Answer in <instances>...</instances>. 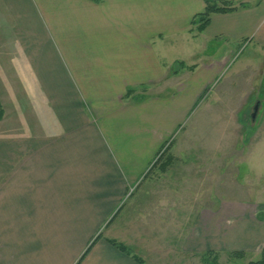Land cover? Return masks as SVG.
<instances>
[{
  "label": "crops",
  "instance_id": "crops-1",
  "mask_svg": "<svg viewBox=\"0 0 264 264\" xmlns=\"http://www.w3.org/2000/svg\"><path fill=\"white\" fill-rule=\"evenodd\" d=\"M231 1L237 9L212 14L199 31L192 21L206 0H0L16 49L0 55V264H76L100 233L80 264H153L136 254L140 244L128 243V253L110 239L126 237L119 218L136 234L126 212L135 198L144 224L150 211L164 214L162 202L176 204L129 191L157 188L159 178L145 174L165 143L188 118L202 119L203 94L248 45L264 49V0ZM179 39L201 40L206 62L174 72L168 47ZM257 203L231 198L198 210L200 244L263 246Z\"/></svg>",
  "mask_w": 264,
  "mask_h": 264
},
{
  "label": "rangeland",
  "instance_id": "rangeland-1",
  "mask_svg": "<svg viewBox=\"0 0 264 264\" xmlns=\"http://www.w3.org/2000/svg\"><path fill=\"white\" fill-rule=\"evenodd\" d=\"M2 14L0 12V55H14L16 49L12 46L15 45L13 27ZM208 46V52L213 53L215 49H212L216 45ZM205 50L206 46L201 40L190 42L179 39L178 43L168 47V56L177 61L176 65H180V61L186 65H202L206 62ZM240 57L242 63L238 61L237 68H232L203 94L202 106H199L197 112V115L201 113L202 119L195 122L196 117L188 118L169 141H172L170 151L176 155L173 164L166 171L170 175L160 176L162 172L157 167L156 172L151 170L154 173L145 175V179L152 174L150 180L159 178L157 188H153V184L150 185L152 182L148 181L139 191L136 188L129 191L131 196L138 198L157 195L176 201V204H166L158 199V202H162L158 204L164 214L157 217L155 212L150 211L147 219L151 218L154 223L144 224L138 219L137 211H134L138 205L135 198L126 212L132 213L133 227L132 223L130 227L138 229L136 234L128 231L125 218H119L120 223L115 224L116 228L123 229L126 236L125 239L119 236L120 239L117 238L116 241L124 242L127 248H130L128 243H135L137 246L140 244L136 248V254L142 255L147 262L211 264L213 255H209V262L204 258V254L210 250L200 244L207 240L200 235L198 224L194 221L198 210L214 208L222 200L231 198L264 204V49L248 45ZM13 79L18 85V77ZM3 80L6 82L1 85L9 90V80L6 77ZM257 103L259 107L253 119ZM148 201L143 205L149 209L155 208L152 203L154 199ZM104 231L113 237L108 228ZM189 231L191 237L187 238ZM186 239H191V250L188 252H185ZM229 246L225 250L210 248L211 252L218 254V264H249L260 258L264 247L245 244L243 247ZM235 251H242V256L232 254Z\"/></svg>",
  "mask_w": 264,
  "mask_h": 264
},
{
  "label": "trees",
  "instance_id": "trees-1",
  "mask_svg": "<svg viewBox=\"0 0 264 264\" xmlns=\"http://www.w3.org/2000/svg\"><path fill=\"white\" fill-rule=\"evenodd\" d=\"M93 2H100L101 0H91ZM244 3H241L239 6H244ZM238 6L234 5V3L231 0H206V7L205 10L201 13H198L195 15L193 18L192 24L197 26V29L199 31H202L206 28V26L209 24L211 21V16L214 13H222V12H229L237 9ZM178 64V68H183L186 67L187 65L183 62L180 61ZM189 68H193L192 66H189ZM179 69L175 70L174 72H178ZM4 115V109L0 101V120L3 118ZM172 142V141H171ZM171 142L168 144V146L163 150V152L159 155V157L156 159L155 163L151 166L149 171L147 173H150L151 170L154 168L155 165L158 164V167L160 171L166 172L168 168L173 164L175 156L170 152V145ZM112 222V219L109 221L108 224ZM107 224V225H108ZM102 236V233L97 235L89 244L85 252L82 254L80 259L76 262V264H80L82 259L86 256V254L91 250L92 246L95 244V242ZM110 241L115 244L117 247L120 249L130 253V250L127 248V246L121 242H117L115 239H110ZM212 250L208 251L206 254H204V258L208 260L209 255L212 254L213 258L211 259V264H218L217 259H218V254L211 252ZM235 256L241 257L242 256V251H235L234 253ZM203 258V261L205 262L206 260ZM209 262V260H208ZM249 264H264V247L261 250L260 258L254 261H250Z\"/></svg>",
  "mask_w": 264,
  "mask_h": 264
},
{
  "label": "water",
  "instance_id": "water-1",
  "mask_svg": "<svg viewBox=\"0 0 264 264\" xmlns=\"http://www.w3.org/2000/svg\"><path fill=\"white\" fill-rule=\"evenodd\" d=\"M258 107H259V103H257V104L255 105V107H254V111H255V112L252 114V118H253V119H255V116H256V114H257Z\"/></svg>",
  "mask_w": 264,
  "mask_h": 264
}]
</instances>
